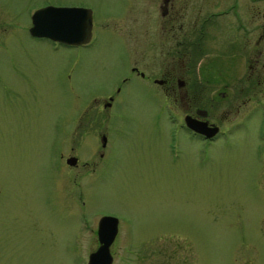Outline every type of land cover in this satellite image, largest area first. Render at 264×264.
<instances>
[{
	"label": "rangeland",
	"instance_id": "1",
	"mask_svg": "<svg viewBox=\"0 0 264 264\" xmlns=\"http://www.w3.org/2000/svg\"><path fill=\"white\" fill-rule=\"evenodd\" d=\"M48 1L89 8V42L31 37ZM198 4L176 10L174 34L204 19L201 48L166 74L204 81L190 99L221 130L205 144L153 82L171 62L157 0H0V264H87L103 215L117 219L110 264H264V66L250 72L257 51L241 46L264 28V0ZM70 146L75 166L59 158Z\"/></svg>",
	"mask_w": 264,
	"mask_h": 264
},
{
	"label": "flooded vegetation",
	"instance_id": "2",
	"mask_svg": "<svg viewBox=\"0 0 264 264\" xmlns=\"http://www.w3.org/2000/svg\"><path fill=\"white\" fill-rule=\"evenodd\" d=\"M157 1H158V9L160 10V15H161L160 16L161 17L160 18L161 24L166 26L165 39H166V42L167 41L170 42V44L168 46V49H169V57L171 58L170 59L171 62L169 64V66L166 67L165 70H162L163 67H164L163 63H166L164 61L165 58L162 57L161 62H159L161 64H156L157 66L155 65L156 66L155 70L158 71V69L161 68L160 72H162L163 75L159 76V79H160L159 83L154 82V80H153V82L160 86V89L163 91V94L165 95L168 107H173L174 106V102L175 103L179 102V104L183 106L182 108H183L184 112L180 115L181 122L180 121L178 122V126L182 128V130L184 132V136L186 138H188L189 140L194 141V142H196L198 144H205L206 142H210V141L216 139L217 137H219L221 135L220 134L221 132L217 131L211 137L206 138V137L203 136V134H200V133H197V132L191 130L183 122L184 121V117H188V118L193 119V120H198V121L207 120L208 123H214L213 121L209 120L206 117L207 109H206V107H204V104L203 103L201 104L199 101L195 100L194 93H192L193 94V100L190 99V95H189L190 89L202 90L204 88L203 87L204 83H202V82H204V81L201 82V80H197V81H195V80H186V81L182 80L180 82V81H178L179 78H176L175 81H174L175 85L173 87L172 78H170L169 75L166 74V73H171L172 72V69L174 67L173 59H174L175 55H179L180 59L183 60L182 62H186L187 63L186 66L188 68H190L191 61H192L191 58H193V57L190 56V50H189L190 49V45H191L192 41L195 40L193 42V47H195L197 50H200V48H201V43H200L201 35L203 34V30L205 29V27L208 28L207 23H205V25H204V21H205L204 19L199 21L198 18H193L194 16L193 17L189 16V17H187V19H189L187 23H190V31H192L193 37L191 36V34L187 35V33H186V36H184L183 38H176L175 34H174V30H176L178 32L179 31V27L182 25L181 22L178 20V14L176 13V10L178 8H183L185 10L200 9L201 5L198 4V0H157ZM48 3L49 4H53V5L72 6L70 4L52 3L50 1L43 2L41 5H38V6H43V5H46ZM209 7H211V5H209ZM191 13H189V14H191ZM235 21H236V18H235ZM235 21L233 22L232 26H234L235 29H236L237 26L235 25ZM29 22H30V19H29ZM197 34H198V37L195 38V36ZM29 35L31 37L37 38V39L46 38V39H48V40H50L52 42V46L53 47L57 46L58 43L64 44V45H69V46H74V45L77 46V45L86 44L87 42H89V41H86V42H82V43H79V44L63 43L61 41H53V40H51V39H49V38H47L45 36H38V35H32V34H29ZM262 38H264V28H262L260 30L259 34L256 36V40L250 42L248 40L247 36H245V38L243 40V45H241L247 51H248V49L250 50L254 46L252 50L253 51H257L256 56H254V58H252V62L249 61V58L246 57L247 53H243V56L246 57L243 60V65H245L246 68L250 69V72L258 71V69L256 67L258 64H260L261 66H264V60L259 61V56L261 57L260 53H262V51L260 50V47L264 46V39L260 42V40ZM230 43H231V46L235 43V47H236V45H237L236 34H232L231 35ZM248 46H250L251 48H249ZM234 50H235V48H234ZM231 53L234 54V51L231 52ZM192 63H194V62H192ZM183 68H184V63H182V69ZM131 70H133L134 73H137L140 76H143V72L138 70L135 65L133 67H131ZM224 77L225 76H223V78ZM255 82H259V79L256 80ZM226 83L227 82L225 80L222 81L221 82V84H222L221 88H224V85ZM243 84H249V82L248 81H243ZM175 91L180 94V96H178V101L175 100V97H173V100L168 97V94L174 96L176 94ZM223 93H224V91H217L216 92L217 96L219 95L220 97H221V95L223 96ZM181 97L184 98V101L181 100ZM208 98H209V101H210V99H212V97H208ZM107 99L109 101L104 100L101 103L102 107H106V106H108L110 104V102L112 100V95H108ZM169 102H171V103H169ZM192 103H194V104H192ZM176 118H177V116H176ZM87 132H89V131H87ZM172 135L170 134V137H174V135L173 136ZM98 136H99V139H100L101 133ZM100 145L103 146L101 144V139H100ZM72 148L73 147L70 146L69 152H65V153L59 152V158H60L61 162L63 161L65 164H69L67 162V158L68 157L74 158V161L71 164H72V166H75L78 163V158L76 157V155L72 154V152H73V150H71ZM97 153H98L99 156L102 155V151L101 150L98 151ZM87 161L88 160L82 162L81 164L87 165L88 164ZM95 239H96V244H95V247H96V246H98L99 242H98L96 236H95Z\"/></svg>",
	"mask_w": 264,
	"mask_h": 264
},
{
	"label": "water",
	"instance_id": "3",
	"mask_svg": "<svg viewBox=\"0 0 264 264\" xmlns=\"http://www.w3.org/2000/svg\"><path fill=\"white\" fill-rule=\"evenodd\" d=\"M31 22L32 26L29 28L31 34L47 36L65 43L79 44L87 41L90 36V9L81 6L45 5L33 11ZM184 121L191 129L205 136H211L217 130L216 125H208L205 121L188 117H184ZM73 161L74 158L67 159L68 163ZM116 222V218L109 215H103L98 219L96 236L99 244L89 253L87 264H110L111 255L108 247L116 232Z\"/></svg>",
	"mask_w": 264,
	"mask_h": 264
}]
</instances>
